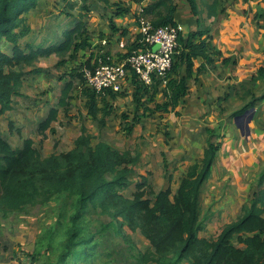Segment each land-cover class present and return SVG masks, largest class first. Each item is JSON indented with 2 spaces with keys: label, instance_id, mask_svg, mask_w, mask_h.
<instances>
[{
  "label": "rangeland",
  "instance_id": "1",
  "mask_svg": "<svg viewBox=\"0 0 264 264\" xmlns=\"http://www.w3.org/2000/svg\"><path fill=\"white\" fill-rule=\"evenodd\" d=\"M157 1L149 0L146 6H140L141 2L135 0H38L37 7L23 15L29 33L19 37L17 44L26 56L30 46L45 49L62 41L63 32L79 22L84 28L83 33L76 35V42L84 39L85 46L79 44V49L72 48L64 56L53 51L39 54L32 61L22 55L9 63L3 61V75L21 74L12 95V108L0 114V133L14 148L32 138L46 158L73 149L86 127L92 145L105 141L118 150L139 153L140 159L129 174V186L119 192L127 198L150 200L161 190H169L173 199L188 167L201 161L209 141L216 142L219 148L199 202V244L208 249L228 224L245 213L261 188L258 179L264 168V1L245 0L248 4L244 12L227 13V4L232 0H218L217 9H223V13L214 19L215 39L224 50L214 51L211 63L205 58L204 63L200 57L195 59L193 76L177 104L171 103L167 82L147 87L135 81L131 90L117 96H97L100 110L97 118L92 117L86 108L91 89L83 80V69L97 55L113 52L108 46L116 42L109 36L114 24L112 31L122 33L117 39V52L124 53L134 40L138 42L139 17L143 14L153 22L165 13V7L150 11ZM181 1L173 0L177 7ZM213 1L197 0L201 17L197 30H203L206 21L211 23L208 11ZM144 7L145 12H141ZM205 13L207 17L203 18ZM120 18L126 20L118 21ZM0 47L14 56L12 43L3 40ZM182 48L180 45L177 63ZM202 64L206 67L199 69ZM184 73L185 68L176 66L170 77L180 79ZM70 80L74 86L69 105L59 106L57 120L42 130L41 121L52 106H58L62 89ZM136 86L142 93L138 107L133 99ZM165 106L172 111H166ZM106 111L110 114L102 126L99 119ZM244 114V120L252 115L248 135L242 134L236 122V117ZM71 203L72 198L62 196L45 205L1 216L0 264H141L144 253L154 250L139 225L135 229L128 223L120 225L100 207L90 206L83 224L85 234H94V256L74 262L76 257L72 254L60 263L59 240L70 222L67 218L73 212ZM106 224V229L97 232ZM51 232L56 234L50 249ZM234 244L244 247L237 239ZM180 264L193 263L185 260Z\"/></svg>",
  "mask_w": 264,
  "mask_h": 264
},
{
  "label": "trees",
  "instance_id": "2",
  "mask_svg": "<svg viewBox=\"0 0 264 264\" xmlns=\"http://www.w3.org/2000/svg\"><path fill=\"white\" fill-rule=\"evenodd\" d=\"M188 1L193 13L199 15L197 0ZM37 5L38 0H0V42L6 40L14 47L12 57L0 47V114L12 108V95L16 92L21 74L9 77L3 75L4 60L9 63L13 57L17 60L22 55L26 61H32L39 54L47 55L53 51L64 56L72 48L79 49V44L85 46L84 39L81 43L76 42V35L83 33L84 28V24L79 22L63 32L62 41L54 42L45 49L30 46V52L26 56L17 44L19 37L29 33V27L24 25L26 18L23 15ZM218 5V0L212 2L209 17L218 16ZM160 7H165V13L159 14L153 23L158 26H178L175 18L177 6L173 0H158L152 4L150 11ZM210 32L211 27L207 26L203 30L189 32L184 39V34L180 31L179 41L183 48L178 63L175 61L171 71L177 66L179 69L185 68V73L180 79H171V71L169 72L166 88L170 90L172 104H177L187 90V81L193 76L195 59L202 57L210 63L214 61L209 55L213 49ZM137 47L138 43H135L128 52ZM205 67L202 64L199 69ZM12 79L15 80L14 83L11 82ZM83 80L85 81L84 77ZM131 80L132 83L139 81L135 76ZM158 83L162 84V81H157L152 86ZM73 86V80L65 84L58 106H52L47 117L40 123L42 130H46L57 120L59 106L69 105ZM123 92L124 90L117 93L108 91L106 95L116 96ZM88 95L86 108L92 117L97 118L100 110L97 96L106 95H98L94 91ZM133 99L138 107L142 93L137 86L133 90ZM165 109L172 111L166 106ZM109 114L106 111L99 119L102 126ZM86 131V127H83L73 149L60 154L53 153L46 158L42 157L32 138H26L22 147L14 148L0 133V217L25 211L29 206L48 204L62 196L72 198L73 212L67 218L70 222L64 226V235L59 240L62 250L58 259L60 263L72 254L76 257L74 262L94 256V234H85L86 227L83 224L84 213L90 206H94L114 217L120 225L128 223L133 229L138 225L142 228V232L153 243L154 250L149 249L144 253L141 264H180L185 260H190L193 264H264V168L258 179L261 188L245 213L237 221L228 224L212 246L205 249L199 244L201 239L198 235L202 228L199 202L204 183L212 172L219 144L209 141L201 161L188 167L173 199L169 190H161L154 200L141 197L131 199L124 197L119 191L129 186V174L132 165L140 159L139 153L118 150L105 141L92 145V137ZM209 131L211 135H215L214 130ZM107 226L108 224L102 226L97 232ZM51 233L48 244L50 249L56 232ZM234 239L244 247H237Z\"/></svg>",
  "mask_w": 264,
  "mask_h": 264
},
{
  "label": "built area",
  "instance_id": "3",
  "mask_svg": "<svg viewBox=\"0 0 264 264\" xmlns=\"http://www.w3.org/2000/svg\"><path fill=\"white\" fill-rule=\"evenodd\" d=\"M145 12V7L141 8ZM138 47L124 56L103 52L83 69V77L91 91L106 95L125 89L135 76L147 86L167 82L179 52L181 26H158L142 14L139 17ZM156 45L159 47L155 48Z\"/></svg>",
  "mask_w": 264,
  "mask_h": 264
},
{
  "label": "crops",
  "instance_id": "4",
  "mask_svg": "<svg viewBox=\"0 0 264 264\" xmlns=\"http://www.w3.org/2000/svg\"><path fill=\"white\" fill-rule=\"evenodd\" d=\"M148 1L149 0H142V1H140L141 3H140V6L141 5H143V6H146L147 4H148ZM185 1V2H184ZM264 1V0H263ZM135 2H137V1H135ZM187 2V0H182L181 2H180V4L181 5H179L178 7H177V9H176V13H175V18L177 19V21L181 24V30H183L184 28L186 29V31H188V32H186L185 30L183 31V33L186 35V36H188V33L189 32H191V31H196L197 30V26L200 24L199 23V19H201V17H199L198 15H195L194 13H193V11H192V8H191V6H190V3L188 2V4L186 3ZM247 2L245 1V0H232V2H230V3H228L227 4V7H226V11H227V13H232V12H244V8L247 6ZM177 6V5H176ZM181 8H182V10H184V12H181ZM223 13V9L221 10H219V14H218V17H219V15H221ZM207 17V14L205 13L204 15H203V18H206ZM217 20V16H214V17H212V19H210V22L211 23H208V21H206V23H207V26H209L208 24H212V26H210L211 27V32H210V34L212 35V44H213V49L212 50H210V52H209V55H212V53L214 52V51H223L224 50V47H222L220 44L221 43H218V42H216V21L215 20ZM122 20H126V18H120V19H118V21H121L122 22ZM214 21V22H213ZM130 22V21H129ZM127 24H128V22H127ZM206 26V27H207ZM114 28H116L115 27V24L112 26V29H114ZM112 29H111V34L109 35V36H112L113 37V40H115L116 42H114L113 43V46H111L110 45V47L108 46V49H110L111 51H113L112 53H114V54H116V55H118V56H120L121 54H125L126 52H128V50L131 48V46H134V44L137 42H135V40L133 41V43L128 47V49H127V51L126 52H124V53H122V52H117V51H119V50H116V47H117V39L119 40V39H121V37H122V33H120L118 30H116V31H112ZM137 31H138V35H139V32H140V28H139V26H137ZM187 33V34H186ZM214 34H215V36H214ZM105 49H107V47L105 48ZM226 49V48H225ZM100 55V54H99ZM99 55H97L96 57H98ZM96 57H94L92 60H91V63L96 59ZM200 58H202V57H200ZM199 59V58H198ZM203 59V62H205V60H204V58H202ZM195 62V61H194ZM202 62V63H203ZM132 80L131 79H128L127 80V83H126V87H125V89H124V91L125 90H127V89H132ZM162 84H165V83H162ZM117 96V95H116Z\"/></svg>",
  "mask_w": 264,
  "mask_h": 264
},
{
  "label": "water",
  "instance_id": "5",
  "mask_svg": "<svg viewBox=\"0 0 264 264\" xmlns=\"http://www.w3.org/2000/svg\"><path fill=\"white\" fill-rule=\"evenodd\" d=\"M159 47V45H156L155 48ZM245 117L244 115H238L236 117V122L238 124V126L240 127L242 134H249L250 133V122L252 119V115H250L249 117H247L246 120H244L243 118ZM241 120V121H240Z\"/></svg>",
  "mask_w": 264,
  "mask_h": 264
},
{
  "label": "bare ground",
  "instance_id": "6",
  "mask_svg": "<svg viewBox=\"0 0 264 264\" xmlns=\"http://www.w3.org/2000/svg\"><path fill=\"white\" fill-rule=\"evenodd\" d=\"M40 128H41V127H40ZM52 146H53V145H52ZM204 184H205V183H204ZM139 190H140V189H139ZM130 212H131V211H130ZM129 215H130V214H129ZM4 217H5V216H4ZM100 229H101V228H100ZM102 230H103V229H102ZM102 230H101V231H102Z\"/></svg>",
  "mask_w": 264,
  "mask_h": 264
}]
</instances>
